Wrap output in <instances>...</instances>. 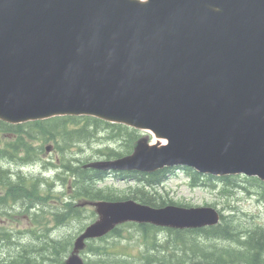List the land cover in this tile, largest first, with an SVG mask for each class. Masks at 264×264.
<instances>
[{"label": "water", "instance_id": "water-1", "mask_svg": "<svg viewBox=\"0 0 264 264\" xmlns=\"http://www.w3.org/2000/svg\"><path fill=\"white\" fill-rule=\"evenodd\" d=\"M62 116L154 138L84 169L186 167L264 183V0H0V121ZM82 204L97 219L62 264H84L87 241L127 222L185 230L220 220L209 206Z\"/></svg>", "mask_w": 264, "mask_h": 264}, {"label": "trees", "instance_id": "trees-1", "mask_svg": "<svg viewBox=\"0 0 264 264\" xmlns=\"http://www.w3.org/2000/svg\"><path fill=\"white\" fill-rule=\"evenodd\" d=\"M102 125L112 128L106 140L113 145L120 144L122 150L103 143L107 145L99 151L100 156L109 160L132 152L140 137L136 130L92 117H54L17 125L0 121V218L25 217L34 226L16 232L17 235H28L29 240L25 244L15 243L21 250L8 259L0 260V264H62L72 249L73 241L52 237V228L84 218L87 207H78L77 202L134 200L151 207L174 204L164 201L158 204L145 191L163 184L169 173L167 169L151 174L119 173L120 177L126 176L127 181L134 182L135 188L127 195L118 196L102 186L105 172L82 167L90 160L74 164L75 160L69 158L72 144L90 143L92 138H98L95 131ZM48 144L58 153L59 163L44 164L43 171L34 174L32 166L40 163L39 155L45 153ZM11 167L17 170L12 171ZM184 170L191 178V186H197L201 175L189 168ZM52 171L56 172L55 176L48 178L47 174ZM206 179L210 181L211 177ZM221 179L227 186L233 181L227 177ZM67 180L71 182L67 183ZM248 180L253 188L258 189L264 201V183L257 178ZM59 185L64 188L63 193L56 192ZM64 190L71 192L69 197ZM220 194L225 197L229 190L225 188ZM88 218L90 221L95 219L94 211L91 210ZM233 220L226 219L221 213L218 225L198 230L161 229L149 224L128 223L115 228L105 237L89 241L81 254L85 255V264H264V227L241 229ZM85 226L83 224L81 230ZM124 226H135L147 247H151L140 254L142 261L139 263L127 255V247H122L119 240L108 241L114 237L122 238ZM7 228L10 227L0 225V241H9L14 236ZM160 230H166L173 236L166 243L167 247L158 242ZM198 238L229 244L206 245L201 244ZM96 243L103 244L97 246Z\"/></svg>", "mask_w": 264, "mask_h": 264}, {"label": "rangeland", "instance_id": "rangeland-1", "mask_svg": "<svg viewBox=\"0 0 264 264\" xmlns=\"http://www.w3.org/2000/svg\"><path fill=\"white\" fill-rule=\"evenodd\" d=\"M125 127V126H124ZM128 128V127H127ZM93 129V127H91ZM111 127L100 126L97 131H95L98 138H92L90 143L80 144L75 143L72 144V150L69 151V158L74 161V164H77L76 161L83 160H101L103 159L98 153L103 149L107 144L110 143L106 140L107 134L111 133ZM138 135L149 136L147 132H142L136 130ZM149 140H153L152 136H149ZM102 142V143H101ZM110 145L120 151V144H112ZM58 153L53 151L49 154L42 153L39 155L40 163L33 165L34 174L43 171L44 164L54 163L58 164L57 161ZM13 170L16 171L17 169ZM30 168V167H29ZM27 169H24V172H27ZM54 170V169H52ZM55 171L49 172L47 174L48 178H53L55 176ZM207 175H201L196 183L197 186H191V178L185 170L177 169L169 171L167 174V179L158 187L154 189H147L145 191L148 192V195L154 199L156 203H161L162 201L168 203L173 202L176 205L191 207H213L217 209L226 219H234L233 221L236 225H239L241 229L252 228L255 226L264 227V201L261 200L259 196V191L255 187L251 185L249 182V178L243 175L238 176H229L231 181L230 185H226V182L221 179V177H211V180L208 181L206 179ZM71 182L67 180V183ZM59 183V182H58ZM233 183V184H232ZM105 188L110 189L118 196L127 195L130 190L135 188L134 182L127 181L126 176L120 177L118 174L110 173L106 175L105 182L102 185ZM227 188L229 190V194L227 196H222L220 193L223 189ZM63 187L59 185L56 192L63 193ZM65 194L69 197L71 192H66ZM87 211L84 213V218L82 220H72L68 224L63 225L58 228H52V237L54 238H70L72 241L74 238L80 233L81 227L83 224L87 225L91 221L89 220L90 212L92 208H86ZM135 224V223H129ZM0 225L7 226V228L11 230L14 236L9 241H0V260L8 259L12 257L15 252H19L21 247L17 246V242L21 244H25L29 240V236L25 234L17 235L20 231H24L26 229H32L34 226L30 222V220L20 217L15 218H0ZM26 232V231H25ZM173 236H171L166 230H160L158 233V242L162 245H166L167 242L172 240ZM119 240L118 242L122 247L126 248V253L129 255L132 260L136 263L142 261L140 258V254L144 252L146 249H150L151 247H147L141 232L137 230L135 226H124L122 227V238H111L108 241ZM10 241H13L10 242ZM198 241L201 244H215L217 246L228 245V242L225 241H213L210 240L205 241L203 238H198ZM108 243V242H107ZM103 243H96L97 246L102 245ZM106 244V243H104ZM147 251V250H146ZM150 253V252H149ZM83 256V255H82ZM85 255L83 256V258ZM139 258V259H138Z\"/></svg>", "mask_w": 264, "mask_h": 264}, {"label": "bare ground", "instance_id": "bare-ground-1", "mask_svg": "<svg viewBox=\"0 0 264 264\" xmlns=\"http://www.w3.org/2000/svg\"><path fill=\"white\" fill-rule=\"evenodd\" d=\"M156 141V140H155ZM162 142V141H161Z\"/></svg>", "mask_w": 264, "mask_h": 264}]
</instances>
